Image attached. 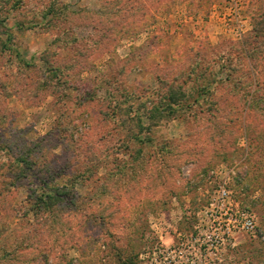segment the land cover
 Returning <instances> with one entry per match:
<instances>
[{"label": "rangeland", "instance_id": "374dc122", "mask_svg": "<svg viewBox=\"0 0 264 264\" xmlns=\"http://www.w3.org/2000/svg\"><path fill=\"white\" fill-rule=\"evenodd\" d=\"M53 1L28 0L0 27V232L30 231L27 199L41 184L8 186L7 147L17 156L54 134L43 145L56 173L92 169L97 158L125 166V177L102 195L96 220L70 214V231L39 232L25 253L33 264H122L120 254L137 264H264V54L254 38L264 0H60L74 14L49 31L39 11ZM61 36L80 42L64 47ZM46 61L65 70L60 84ZM173 80L193 109L160 123L151 144L130 140L112 156L124 138L109 121L133 128L120 119L133 111L147 124L144 104ZM123 85L137 93L131 106L116 91ZM94 171L97 184L67 175L55 184L91 198L106 184L105 167Z\"/></svg>", "mask_w": 264, "mask_h": 264}, {"label": "trees", "instance_id": "16d2710c", "mask_svg": "<svg viewBox=\"0 0 264 264\" xmlns=\"http://www.w3.org/2000/svg\"><path fill=\"white\" fill-rule=\"evenodd\" d=\"M0 4V27H3L4 22L8 18L11 11L26 10L28 8V0H2ZM39 14L47 20V30L53 31L54 28L59 29L62 25L66 24L69 21L68 16L74 13L70 11L67 4L63 3L60 0H54L45 10L40 9ZM54 21L56 22L55 24L52 23ZM18 27L23 28L24 25L22 23H18ZM66 32L67 31H65L63 35H66ZM3 34H8V31L6 30L4 32L0 29V36H2ZM260 37L262 40L259 44L260 47L258 49L256 48L258 50L257 54L259 56L261 54H264V16L263 20L257 24V27H255L254 38L260 39ZM64 38L65 37L61 36L59 37V39H54V42L56 44H59L60 42L62 44L64 43V47L68 44L73 45L80 42L76 37L71 36L70 38H68L69 40H64ZM262 46L263 50L260 51V48ZM256 49H244V53L247 57L256 59L257 56H252L251 53H249L250 50L257 51ZM224 58L225 61L223 62H225L226 64L227 57ZM44 63L47 66L49 65L48 61ZM48 71L49 74L52 75V78L56 79L57 84H60L62 77H65V70L63 71L61 68H58L56 66H48ZM161 84L162 86H159L157 101L150 100L148 103L144 104V107L147 109L146 117L149 121L147 124L143 119L144 116L141 117L131 115L133 111H129L130 109L128 111L131 113H128L127 117H121L120 119L125 118V120L127 121H134L133 128L126 127V122H121L120 126H123L125 128L120 127V129L119 125L117 127L116 125H114V123H111L109 121L110 124H113L112 129L114 130L115 134L121 135L124 138H122L124 141H122L121 146L118 144L117 148L113 147L114 145L110 147V153L112 156H115L119 152L127 153L129 151V146H131L130 140H134L140 145H144L145 143L151 144V133L154 128H157L163 121H169L177 117L179 111H191L193 109V104L191 105L188 102L189 93L180 89L182 83H178L173 80L172 85H169L170 83L167 82ZM117 87L118 88H116V91L122 92V96L125 102L124 104H129V102H131L130 104L132 105V101H135L137 99V93L134 91H126L127 89L124 85L123 87ZM63 90L66 91V88H64ZM120 106L121 104L119 105V109L123 111L124 109H121V107L123 108V105L121 107ZM108 119L115 121L114 117H110ZM120 119L118 122H120ZM53 138L54 134H51L47 138L39 139L37 142L32 144V146L26 144L22 148H20L17 156H13L12 149H9L7 147L6 154L10 159V163L8 164V166H6V177L7 179H10L8 186L14 187V182H17L21 179H27L29 177L37 178L38 181L41 182V184L37 185L36 189L30 191L28 195L29 197L27 199V203L30 206L28 212L32 214L33 218V220L30 221L29 225L30 231L22 239H20V237L15 235L13 228L7 227V225L6 227L5 225L1 227L2 231L0 232V264H33L35 258L31 256V252L27 253V255H25V253L28 250L31 251L36 249L34 241H36L35 238H39V232L54 235L57 233H63L65 230L70 231V226L65 220V216L70 214H81L83 217L89 216L93 217V219L96 220V216H92L93 214L91 213L92 211H94V209H96V207H99L101 205V200L103 199L102 195L106 193L110 194V191L108 189L109 186H118L121 178L125 177V166L118 165V167H115V164L113 162L110 164L105 162L103 164L101 162V159L97 158H95L93 161L90 160L92 163V169L90 168L84 171L85 167H76L74 170H71L70 167V171H62L65 170L62 169L60 173H56L48 165V159L46 157V154L44 153L45 146L43 145L46 140H49L50 142V140L52 141ZM121 147L123 148L122 150ZM136 152V155L142 154L141 149H138ZM112 156L110 157V154H107L106 158L108 157L109 159H111ZM102 166L105 167L106 171V184L101 187V192H99L98 195L94 197H83V199L81 200L76 196V188L74 186L75 184L68 187H61L55 184L56 179H59L61 178V176L65 175L71 178H79L82 181L87 180L90 182L91 180H94L92 182L94 184L95 182H98L99 179V177L95 176L94 170H98ZM42 174L43 177H38V175ZM126 186H128L127 189H129V185L126 184ZM0 196L2 197V195ZM111 196L112 195H110L109 197ZM88 211L90 212V214ZM9 232L12 236H14V243L9 242L11 237V235L8 234ZM118 261H122V264H137L135 258L128 257L127 259H124L121 254L119 255Z\"/></svg>", "mask_w": 264, "mask_h": 264}, {"label": "built area", "instance_id": "2783aa9c", "mask_svg": "<svg viewBox=\"0 0 264 264\" xmlns=\"http://www.w3.org/2000/svg\"><path fill=\"white\" fill-rule=\"evenodd\" d=\"M223 194L225 195L226 192H223ZM246 221L243 224V227L247 228L248 230H253L254 229V223L253 220L251 219H245Z\"/></svg>", "mask_w": 264, "mask_h": 264}]
</instances>
